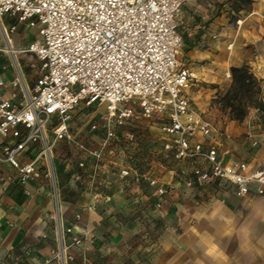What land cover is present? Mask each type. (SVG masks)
<instances>
[{
	"label": "crops",
	"instance_id": "1",
	"mask_svg": "<svg viewBox=\"0 0 264 264\" xmlns=\"http://www.w3.org/2000/svg\"><path fill=\"white\" fill-rule=\"evenodd\" d=\"M233 2L184 0L176 14L182 35L178 56L196 72L188 96L197 117L208 121L219 139L223 164L245 161L250 170L264 169V109L251 107L239 120L221 101L231 86V66L247 64L260 80L264 106V0H249L238 11ZM38 29L36 19L16 22L0 16V92L5 97L20 96L15 80L30 91L37 83L39 62L25 49L38 39ZM87 108L74 112L70 131L93 150L106 136L102 117L107 111L91 121ZM140 117L157 125L148 129L150 137L160 134L157 144L139 142L128 127ZM94 123L101 126L92 130ZM127 132L136 139L129 141ZM110 140L101 161L75 142L63 140L53 148L65 224L74 234L85 233L83 245L71 249L74 259L68 264H264V195L252 191L239 197L231 187L217 184L186 186L185 178L207 164L174 159L155 117L138 115L122 127L113 126ZM38 151V145L29 144L22 159L31 160ZM132 158L140 171L174 186L176 193L162 197L160 209L146 180L137 183L133 173L120 177ZM95 168L101 185L92 183ZM51 211L45 177L22 184L9 163H0V264H57L46 262L55 247Z\"/></svg>",
	"mask_w": 264,
	"mask_h": 264
},
{
	"label": "built area",
	"instance_id": "2",
	"mask_svg": "<svg viewBox=\"0 0 264 264\" xmlns=\"http://www.w3.org/2000/svg\"><path fill=\"white\" fill-rule=\"evenodd\" d=\"M183 2L0 0V16L8 15L16 22L36 19L39 26L38 39L25 49L35 54L40 66L33 90L15 80L20 96L13 93V98H8L0 92V163H9L22 184L40 177L48 182L52 202L49 222L55 247L46 262L68 264L74 259L71 249L83 245L85 234H74L65 224L54 146L63 140L75 142L101 161L111 143L112 127H122L138 115L159 120V129L167 135L166 147L174 159H201L207 164V168L185 178L186 186L217 184L231 187L239 197L252 191L264 195V169L250 170L245 161L224 165L218 152L219 139L210 123L199 119L191 105L188 93L197 76L178 56L182 35L176 14ZM98 104L106 105L102 117L106 136L99 147L89 150L73 137L70 122L80 106ZM100 126L94 123L91 129ZM126 138L134 141L136 135L127 132ZM29 144L38 145L39 151L25 161L22 154ZM79 166L83 167L84 162ZM96 168L92 183L101 185ZM131 173L137 183L146 180L153 188L158 197L156 208L162 207V197L176 193L172 184L140 171L134 158L119 175L124 178ZM75 177L79 179L80 175Z\"/></svg>",
	"mask_w": 264,
	"mask_h": 264
},
{
	"label": "trees",
	"instance_id": "3",
	"mask_svg": "<svg viewBox=\"0 0 264 264\" xmlns=\"http://www.w3.org/2000/svg\"><path fill=\"white\" fill-rule=\"evenodd\" d=\"M249 0H235L232 9L240 10L242 3ZM235 5V6H234ZM231 86L221 97L223 106L229 108L231 117L242 120L249 108H262L261 83L247 64L231 66Z\"/></svg>",
	"mask_w": 264,
	"mask_h": 264
},
{
	"label": "rangeland",
	"instance_id": "4",
	"mask_svg": "<svg viewBox=\"0 0 264 264\" xmlns=\"http://www.w3.org/2000/svg\"><path fill=\"white\" fill-rule=\"evenodd\" d=\"M235 3V2H233ZM245 4V3H242ZM235 6V5H234ZM184 60V59H183ZM188 63V62H187ZM189 64V63H188ZM196 73V72H195ZM96 106V107H95ZM93 107H89L87 108V111L89 113H91V115H89V119H93V117L97 116V115H101L102 113L104 114L106 110V105L103 104L101 106L95 105ZM98 106V107H97ZM81 107V106H80ZM84 107V106H83ZM86 107V106H85ZM96 120H99L98 118H96ZM149 119L146 120V118L144 117H140L138 120H136L133 124L128 125L129 128L133 129L136 132V135H138V140L143 141V143H146V145L152 143V145L157 144V142H159V135L157 134V136L155 137H150L149 136V130L150 126L153 127V129L157 128L156 124H153L152 121H148ZM139 121V122H138ZM92 122H89V124H91ZM152 129V128H151ZM157 130V129H156ZM152 131V130H151ZM158 131V130H157ZM148 133V134H147ZM151 133L155 134L156 131H152ZM159 133V132H157ZM145 145V144H144ZM169 157H166L165 159H168ZM150 162V159H149Z\"/></svg>",
	"mask_w": 264,
	"mask_h": 264
}]
</instances>
